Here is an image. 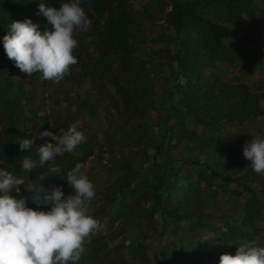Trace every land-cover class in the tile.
Instances as JSON below:
<instances>
[{
    "label": "rangeland",
    "instance_id": "374dc122",
    "mask_svg": "<svg viewBox=\"0 0 264 264\" xmlns=\"http://www.w3.org/2000/svg\"><path fill=\"white\" fill-rule=\"evenodd\" d=\"M151 1L130 0L133 6L130 9L132 11L140 10ZM113 5H116V2ZM258 5L263 7L264 0L258 1ZM164 23L165 20L158 24L164 25ZM261 26L262 30L257 32V37L262 39L264 25ZM160 29L159 25L156 27L144 26V38L138 39L133 44L136 51L130 58V63L139 80V85L137 82L130 81V88L131 90L137 89L138 92L141 90L142 93L147 90L145 99L139 100L138 103L139 106L144 105L140 114H132V112L124 110V105L110 81L103 80L104 87L100 90L102 92L94 87L95 84L88 79H84L82 82L76 80L72 83L68 82V77L72 76L70 69L67 79L63 77L59 83H56L42 79L40 73L29 77L28 74L14 66L11 74L6 72L4 76V79L9 76L10 89L0 90L1 97L4 96L7 100L13 101L11 107L0 103V118L7 116L11 110L12 114L16 113L26 122L25 126L18 131L13 145L20 154V158L12 159V164L8 166L11 173L25 180L18 195H21L25 190L33 200L31 208L49 210L51 203H44L42 199L46 194V189L51 191L62 186V190L69 189L72 192L63 177H66L67 172L77 163L83 164V171L93 182L96 193L95 198L90 202L88 214L102 225L100 230L93 232V235L108 247V255L103 260V264H122L123 261L127 264H147L146 261L149 264H157L156 256L161 252L175 250V252L182 253L181 251L190 249L194 243L204 241L211 244L224 234L231 235L230 243L237 247L249 242H255V246L258 247H264V189L262 183H258L255 189L260 207L257 212L258 217H256L253 226L244 227L241 225L242 213L235 211L239 209V205L243 206L246 201L243 188L236 183L222 182L219 178L209 181L210 171L204 165L180 161L183 175L177 181L176 190L170 194L167 203L168 206H176L182 202L186 188L192 184L193 191L186 200L191 199L193 202L199 200L203 215L199 220L193 217L192 221L186 219L175 221V223L169 221L159 224V217L156 213L150 216L149 209L152 205L149 203L144 206L142 199L138 197L140 194L138 193L140 192L138 183L143 181L144 176L136 177L134 174L136 185L124 192H117L114 202H109L104 198L107 188H115L116 184L129 180L128 176H125L127 172L117 167V165H122L123 157H128L134 170L143 169V173L146 175L145 168L150 167L151 158L154 155L152 145H147L144 141L145 137H143L144 140H140L138 146L129 148H121L119 145L113 144L110 146L108 142L104 141V135L108 131L107 127L119 126V130L123 129L124 134L130 133L135 137L144 134L147 138L152 136L156 139L164 134L167 126H172L173 120L181 117L179 111L181 106L178 104L179 95H177L174 85L178 83L183 86L185 80L179 76L175 80L177 69L175 61L170 57L164 58V54L161 53L166 50L170 53L175 52L173 44L175 41L172 39L170 31L162 32ZM256 29L253 24L245 31H237L236 35L246 38L255 37ZM90 42L91 38L86 37V62L89 63L94 58V48ZM225 44L235 51L233 62L209 68L203 73V77L207 78L214 73L230 84L248 86L254 94L264 92V51H258L251 45L240 46L233 40L226 41ZM111 67L113 71L117 70L116 59ZM170 92L173 93L172 98L169 97ZM96 98L102 99L100 107L98 104L97 106L93 104ZM114 101H117L116 107ZM177 104L178 110L174 112L175 117L170 119L169 124H166L168 110ZM261 105L263 113L247 125L232 126L229 123L221 122L214 130H210L198 126L189 117H185V123L190 130L201 134L207 141L212 139L228 144L243 154L245 143L250 141L253 135L264 137V99ZM66 114L71 119L68 122ZM61 124L66 126V129L72 124H76L78 131L92 137L90 147L86 148L79 144L72 152H65L64 155L55 157L52 162H46L40 166L39 160L33 157L34 153L31 155L32 151L51 142L50 137L40 138V133L46 130L52 131L54 127ZM23 139L34 141L32 149L20 150L19 143ZM152 140L151 142L155 144V140ZM100 145L102 148H99ZM167 155H174V153L171 149H164L159 159H164ZM180 157L186 158V155ZM206 157L205 154H192L189 158H199L202 162L206 160ZM24 158L34 161L37 168L31 172L23 170L22 160ZM246 162L250 167V162L247 159ZM5 163L3 160L0 161V171H7ZM52 168H59L60 172H51ZM260 175L264 176V174ZM234 178L238 179V176ZM107 202H109L108 207L102 208ZM139 204L140 207H138ZM103 209L104 211H102ZM126 222H128L127 226H125ZM192 227L195 230H190ZM173 228L176 229V232L173 231ZM162 231L163 236L160 235ZM91 238V236L86 238L81 259L77 264H95L87 260L91 246L94 244Z\"/></svg>",
    "mask_w": 264,
    "mask_h": 264
},
{
    "label": "trees",
    "instance_id": "16d2710c",
    "mask_svg": "<svg viewBox=\"0 0 264 264\" xmlns=\"http://www.w3.org/2000/svg\"><path fill=\"white\" fill-rule=\"evenodd\" d=\"M258 1L262 0H152L140 10L132 11L130 0H81V6L92 26L89 31L75 35L78 47L73 54L78 62L70 66L72 76L68 77L69 73L64 76L65 79L68 77V82L72 83L75 80L82 82L88 79L100 91L104 87L103 80L110 81L124 105V110L132 114H140L144 105L139 106L138 103L139 100L145 99L147 90H142L143 93L141 90L140 92L137 89L131 90L130 81L137 82L139 85V80L132 70L130 58L136 51L133 44L138 39L144 38L143 27L146 25L151 27L159 25L162 32H171V37L175 41L173 42L175 52L170 53L166 50L161 53L164 54V58L170 57L175 61L177 66L175 80L178 76L185 80L183 86L178 83L174 85L179 95L181 117L173 120L172 126H167L163 135L156 139L152 136L147 138L144 134L135 137L130 133L124 134V130H119V126L107 127L104 141L110 146L112 144L119 145L121 148L138 146L140 140L145 137L143 140L148 146L152 145L154 150L150 167L145 168L146 175L143 169L134 170L127 156L122 158V165L117 167L127 172L125 176H128L129 180L116 184L115 188H107L104 194L107 201L114 202L117 192H124L136 185L133 176L135 174L136 177L144 176L143 181L138 183L140 184L138 197L142 199L144 206L149 203L152 205L149 209L150 216L156 213L159 224L169 221L175 223V221L186 219L192 221L195 217L197 220L202 219L199 200L194 202L191 199L186 200L193 191L192 184L186 188L182 202L176 206L167 204L170 194L176 190L177 181L183 175L180 161L187 162L204 165L209 169V181L219 178L222 182L240 185L246 201L235 211L242 213V226H253L260 209L255 189L258 183H262L264 189V176L255 173L248 166L239 150L212 139L207 141L201 134L190 130L186 126L185 117L191 118L202 128L214 130L221 122L232 126L247 125L263 113L261 102L264 99V92L254 94L248 86L230 84L214 73L207 78L203 77L207 69L233 62L235 51L225 44L226 41L233 40L240 46L251 45L258 51H264V37L262 39L257 37V32L262 30L261 25H264V6H259ZM64 2H70V0H0V90L10 89L9 76L6 79L4 76L6 72L10 75L15 66L14 61L8 58L3 43V37L10 32V24L13 21L31 19L43 33L50 30L51 25L43 14H38L39 5L44 3L48 7L58 9ZM114 2L116 5H113ZM163 20H165L164 25L158 24ZM253 24L257 28L254 32L255 37L246 38L236 35L237 31H245ZM86 37L91 38L90 43L94 48V58L90 60V63L86 62ZM115 59L118 68L113 71L111 66ZM172 96L173 93L170 92L169 97L172 98ZM1 102L6 107H11L13 101L0 96ZM116 102H113L115 107ZM93 104L96 106L98 104L100 107L102 99L96 98ZM178 104L168 110L166 124L175 117L174 112L178 110ZM8 113L7 116L0 118V161L6 162L5 166L10 172L8 166L12 164V159L20 158V154L13 145L18 131L25 126L26 122L16 113L12 114L11 110ZM70 120L66 114V121ZM65 127L61 124L54 127L52 131L54 133H58L60 129L66 131ZM117 134L119 136H116ZM85 137L86 140L80 146L88 148L92 137L88 135ZM151 140H155V144ZM50 141L54 143L51 138ZM99 148L102 146L100 145ZM164 149H171L174 155L159 159ZM33 153V157L39 160L36 149L31 155ZM192 154H205L207 157L202 163L199 158H189ZM183 155H186V158L180 157ZM235 176H238V179L234 178ZM47 192L50 190L46 189ZM63 192L66 195L72 194L69 189H63ZM12 194L26 199L28 206L31 207L33 200L25 190L18 195L15 189H12ZM109 202L102 208L108 207ZM127 225L128 222L125 223V226ZM191 229L195 230L193 227ZM173 231L176 232V229L173 228ZM163 234L162 231L160 235L163 236ZM90 236L94 244L91 246L87 260L90 263L103 264V260L108 255V247L93 233ZM230 239H232L231 235L224 234L211 244L204 241L194 243L190 249L180 250L182 253L175 250L161 252L156 256V261L157 264H219L222 254L235 255L236 253L238 247L232 245ZM146 263L149 264L148 261ZM122 264L127 263L123 261Z\"/></svg>",
    "mask_w": 264,
    "mask_h": 264
},
{
    "label": "clouds",
    "instance_id": "9594fccd",
    "mask_svg": "<svg viewBox=\"0 0 264 264\" xmlns=\"http://www.w3.org/2000/svg\"><path fill=\"white\" fill-rule=\"evenodd\" d=\"M38 14L47 18L51 29L41 33L31 19L13 21L10 32L3 37L4 49L15 66L29 77L40 73L42 79L59 83L70 66L78 62L73 54L78 47L75 35L88 31L91 21L81 0L61 3L58 9L41 3ZM44 137L54 143L36 148L40 166L72 152L86 140L76 124L58 133L43 131L40 138ZM19 144L24 151L32 149L34 141L23 139ZM243 156L255 173L264 174V137L253 135L244 145ZM35 168L31 159L22 160L23 170L31 172ZM83 168L77 163L63 177L72 189L71 195L66 196L62 186L44 195L43 202L51 203L47 211L33 209L26 199L13 195L12 189L20 193L25 180L0 171V264H77L86 238L102 227L88 214L96 193ZM51 172L60 170L52 168ZM219 264H264V247L255 246V242L240 244L235 255L222 254Z\"/></svg>",
    "mask_w": 264,
    "mask_h": 264
}]
</instances>
